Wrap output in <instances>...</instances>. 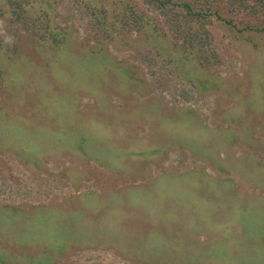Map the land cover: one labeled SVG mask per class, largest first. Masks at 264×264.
<instances>
[{
    "label": "rangeland",
    "instance_id": "rangeland-1",
    "mask_svg": "<svg viewBox=\"0 0 264 264\" xmlns=\"http://www.w3.org/2000/svg\"><path fill=\"white\" fill-rule=\"evenodd\" d=\"M0 264H264V0H0Z\"/></svg>",
    "mask_w": 264,
    "mask_h": 264
},
{
    "label": "crops",
    "instance_id": "crops-1",
    "mask_svg": "<svg viewBox=\"0 0 264 264\" xmlns=\"http://www.w3.org/2000/svg\"><path fill=\"white\" fill-rule=\"evenodd\" d=\"M53 82H56V80H53ZM53 87L55 89H58L59 91H56V90H55L56 92L51 91L50 94L52 95V97H58V96H64V95L66 97L65 101L61 104L62 107H64L68 101L69 102L66 105V107L64 108V111L68 112V113H66V118H68V122L65 120L61 124L56 125V123H54L55 122L54 121L53 123L55 124L54 125L55 128L54 127H52V128H54L55 131H59L60 133H66L67 138H68V136L72 135L73 130H75L77 133L81 134L80 130H84L83 116L81 114L82 110L84 109V104L76 101L77 95L76 94L72 95V93L70 92L71 88H69L68 90L66 89V91L60 90L59 89V83L52 84L50 88H53ZM74 93H76V92H74ZM52 104H54L53 106H55L58 103L55 104V102H52ZM58 105H57V107H58ZM54 117H56V116H54ZM72 120H74L75 125H74V128L72 127V129H71L70 127L68 128V126H70L69 122H71ZM50 125H52V124H50ZM58 125H60V126L58 127ZM97 168L108 171V172L111 170L106 166V164H102V163L98 164ZM150 176L152 177V175H150Z\"/></svg>",
    "mask_w": 264,
    "mask_h": 264
},
{
    "label": "trees",
    "instance_id": "trees-1",
    "mask_svg": "<svg viewBox=\"0 0 264 264\" xmlns=\"http://www.w3.org/2000/svg\"><path fill=\"white\" fill-rule=\"evenodd\" d=\"M42 13H44V12H42ZM29 14L28 13H26V16H28ZM61 33V32H60ZM65 35H63V34H57V38H56V42H57V44L55 45V49H58V51H65L66 49H68L69 47H68V43H66L65 42ZM39 39V38H38ZM40 39H42V40H44V41H46L44 38H40ZM55 42V41H54ZM47 46H51L50 44H46ZM72 60H73V62H74V66L76 67V68H79V62L80 61H83L84 62V58L83 59H81V56H73L72 58H71Z\"/></svg>",
    "mask_w": 264,
    "mask_h": 264
}]
</instances>
